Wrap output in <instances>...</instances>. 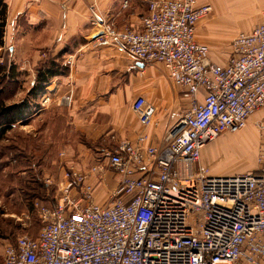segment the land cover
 <instances>
[{"label":"built area","instance_id":"2783aa9c","mask_svg":"<svg viewBox=\"0 0 264 264\" xmlns=\"http://www.w3.org/2000/svg\"><path fill=\"white\" fill-rule=\"evenodd\" d=\"M141 1L147 12L139 30L117 29L92 11V41L142 65L160 64L181 89L179 121L158 148L140 135L103 151L87 171L66 172L54 205L34 204L36 238L4 245L0 264H264V116L254 123L262 137L258 170L213 175L200 162L220 135L241 131L264 111V22L237 34L226 62L217 64L195 36L209 4ZM50 101L45 96L43 105ZM71 101L68 93L56 105ZM131 109L142 127L155 125L145 98L136 97ZM105 166L116 186L97 203Z\"/></svg>","mask_w":264,"mask_h":264},{"label":"crops","instance_id":"0c3cea01","mask_svg":"<svg viewBox=\"0 0 264 264\" xmlns=\"http://www.w3.org/2000/svg\"><path fill=\"white\" fill-rule=\"evenodd\" d=\"M4 2L7 4V22L13 25L15 20L23 17L27 24L25 33H36L35 35L44 39V44L41 45L43 47H40L43 49L38 48L31 53L38 56L39 62L42 57L45 58L46 54L50 53L55 56L64 49L66 52L62 57L63 62L70 61L68 74L53 78L47 87L55 93V98L71 93V104L58 107L56 100L53 101L54 108H61L54 110L61 117V123L55 122V126L58 125L55 132L57 136L53 141L48 138L41 141L42 143L79 151L88 148L86 143H90L93 144L90 149L100 151L113 149L114 145L122 140L135 143L140 135H147L149 146L157 148L162 146L166 132L179 121L185 108L181 89L173 84L160 64L142 65L126 58L108 44L95 46L92 41L98 33L92 22V11L117 29L139 30L142 18L147 12L142 2L139 0H4ZM197 2L213 4V13H209L197 23L195 32L197 41L208 46L209 55L211 51L216 52V45H222L232 36L247 33L264 22L262 16L264 7L260 8L264 6L262 0H197ZM217 5L224 6L227 10L249 11L252 16L245 26L235 28L234 34L229 36L225 33L226 23L217 16ZM216 35L221 44L217 43V37H214ZM224 63L220 61L217 64ZM20 65L18 72L31 73L29 85L32 87L36 77L35 63L31 68L28 59L27 63ZM19 80L16 77V82ZM139 96L145 98L155 108V125L144 128L139 124L137 115L131 109L132 102ZM16 102L19 101H11V103ZM45 105L42 111L37 112L33 117V122L49 113L48 106ZM263 116V110L253 113L242 130H247ZM49 130L50 125L47 123L37 132L43 134L42 132L48 133ZM222 143L223 141H220V146ZM241 146L239 144L240 148ZM67 155L64 161L71 160ZM82 155L83 153L79 152V157ZM62 160L53 158L50 162L56 164L55 166H60ZM57 170L55 169L54 174L62 175V170ZM256 170L258 169L246 172ZM1 172L14 175L12 165L7 166ZM217 175H234V173ZM54 180L56 181L54 176L48 177L46 187L54 186L51 184ZM62 180L63 178L60 177L59 183ZM115 186L116 182L110 184L108 178L105 177L103 183L96 187L95 201L102 203ZM53 189L55 193L58 192L57 188Z\"/></svg>","mask_w":264,"mask_h":264},{"label":"rangeland","instance_id":"374dc122","mask_svg":"<svg viewBox=\"0 0 264 264\" xmlns=\"http://www.w3.org/2000/svg\"><path fill=\"white\" fill-rule=\"evenodd\" d=\"M200 4H210V14L213 13L212 3L206 2ZM263 7L264 6H261L260 8L262 9ZM217 16L221 21L226 23L227 30H225V33L231 36L232 34H234L233 32L237 28L245 26V24L249 22V19L252 15L249 11H238L236 9L227 10L224 6L217 5ZM258 17L260 18L259 14ZM23 19L24 18L21 17L15 20L13 25L11 22L6 21L3 36L4 45L2 48H0V63H5L8 66H13L14 71H16V74H18L17 78H19V81L22 82L20 83L18 81L17 84L7 82L2 85L4 91L3 96L6 97L7 103H11V101L13 100L20 102L23 98L27 97V90L29 91L31 88L29 85V77L31 76V73L23 72L25 73L23 76V73L21 71L18 72L19 68L21 67L20 64L24 62L27 63L29 59L31 63V68L32 64L35 63L36 65L39 62L38 56H36V54L31 53L38 48L43 49L40 47H43L41 45L44 44V39L35 35L36 33H25L27 24ZM16 28H18L19 30H16ZM214 37H217V43L221 44L219 43V37L217 35ZM232 37L229 41L223 42L222 45L224 46L216 45V52L211 51L209 55L211 61L215 63H220V61L226 62L230 53L229 45L232 39L234 38ZM10 48L13 50L12 52L10 51ZM46 58L47 57H42L41 61H46ZM63 64L66 65L65 62H63ZM46 88V92L42 94L40 98L38 97L36 99L38 107L34 108L33 114H37V112L42 111L43 98L45 96L51 98V103L46 104L48 106L47 110L49 111V113L42 116L41 119L37 120L36 122H33V117H31L30 120H27L28 122L26 121L17 123L15 127L18 128H12V131L7 134V138L0 143V152L2 151L3 147L8 145H13V148H23L24 152L28 154V161L30 163V167L32 165L36 166V163L40 164V166L42 167L30 168V174L27 175V177L29 178V188L34 185V182H30L32 179H34L33 181H35V183L37 184L39 183L41 185H48L47 178H52L53 176L56 181H52L51 184L54 186H51L49 184L50 186L48 187L49 189L54 187L57 188L56 186L59 184V178H63L65 173L69 170L73 169L77 172H85L89 168L97 164L98 161L102 160L101 155L103 151H96L95 149L90 148H86L85 150L83 149L82 151H79L75 149H69V147H56L55 145H48L41 142L47 140L48 138L53 141V134H51L53 126H50L51 128L48 133L42 132L43 134H41L37 131L42 126H44L43 123H45V121H47L49 125H52V113L55 109H59L54 108L52 102L54 100L57 101L58 97L55 98V93L51 92L52 90L50 91L49 87ZM21 128H24L25 130H22ZM235 138L238 141L235 140ZM220 141H223L221 146ZM238 142L240 145L244 146V148L242 146L240 148ZM261 142L262 137L259 136L257 129H255V125L248 127L247 130H241L235 134L225 133L220 135V137L214 142H212L210 145H208L207 148L205 147V150L203 149L204 152L200 159V162L203 166L207 167L210 173L213 175H217L220 173L241 174L253 169H259V165L257 163V154ZM79 152L83 153L82 157H79ZM11 155H13L12 152ZM66 155L69 156V158L71 159L70 161H64ZM53 158L63 159L61 162L62 164H60V166H55L56 164L53 163L51 164L50 161ZM0 161H2L0 162L1 253L3 246L7 243H13L17 237H35L40 230L41 223L38 217V213L37 211H35V207L32 205L31 199H26V197L22 196L23 193L27 190V187L22 186V183L26 181V178H22L19 175L11 176L10 174H6V172H1V170H3L4 168L10 166V163L6 164L4 160ZM55 169L62 170V175L54 174ZM37 173L38 179L35 178ZM103 176L108 178L110 184H112V182L114 183L117 181V176L115 175V173L106 166L103 171ZM11 183L13 184V186L11 185ZM48 187L46 188V190L48 189ZM53 197V201L56 202V199L58 198V193H55ZM49 199H51V197ZM48 202H51V200H49Z\"/></svg>","mask_w":264,"mask_h":264},{"label":"trees","instance_id":"16d2710c","mask_svg":"<svg viewBox=\"0 0 264 264\" xmlns=\"http://www.w3.org/2000/svg\"><path fill=\"white\" fill-rule=\"evenodd\" d=\"M139 1L142 2L141 0ZM143 4L146 6L145 3ZM6 21H7V4L4 2V0H0V48H2L4 45L3 36H4ZM65 52L66 50L64 49L55 56H52L50 53H48L45 56L47 57L46 61L38 62L35 68V75H36L35 81L32 87L30 88V90L28 91L27 97L23 98L20 102H16V103H7L6 97L3 96L4 91L2 85L7 82H10L12 84L14 83L17 84L16 77L18 74H16V71H14L13 66L11 65L8 66L5 63H0V143L7 138V134L12 131L13 125H16L19 122H26L27 120H30L31 117H34L36 115V113L33 114L34 108L38 107V103L36 102V99L38 97L40 98L41 95L46 92L47 84L53 78L66 76L68 74L69 66L63 64V58H62ZM60 109L61 108H59V110ZM52 116H53V123L51 122L52 125L50 126H53L52 128L53 130L51 131V134H53V139H54V137L57 136L55 132L57 131V126H58V125L55 126V122L58 124L61 123L60 122L61 117L58 115L57 111H53ZM44 124L46 125L47 121H45L43 125ZM92 145L93 144L86 143V146L88 148H91ZM12 146L13 145L10 146L8 145L3 147L2 151L0 152V160H4L6 164L10 163V166L12 165V172H14V175H19L22 178H26L25 179L26 181L22 183V186L27 187L26 188L27 190L26 189H25L26 191L24 190L25 192L23 193L22 196L26 197V199L30 198L33 206L35 203H39L41 206L52 207L54 205L53 200L55 199L53 197L54 195L53 188L46 190L47 188L46 185H41L39 183L37 184L35 183V181H33L34 179L30 181V182H34L33 183L34 185H32L31 188L28 187L29 178L27 177V175L30 174V170H31L30 168L31 167L40 168L41 167L40 164L36 163V166L32 165L30 167V163L28 161V154L24 152L23 148L21 149L20 147L13 148ZM115 146L116 145H114V147ZM105 150L106 149L100 151H105ZM11 152L13 155H11ZM38 173L35 176L36 179H38ZM11 185L13 186L12 183ZM50 197L51 199H49ZM48 199L51 200V202H48L49 201ZM31 238H36V236ZM15 241L10 244H14Z\"/></svg>","mask_w":264,"mask_h":264}]
</instances>
